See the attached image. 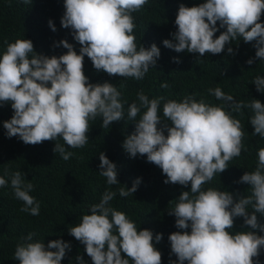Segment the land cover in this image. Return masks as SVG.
<instances>
[{"label":"clouds","instance_id":"obj_1","mask_svg":"<svg viewBox=\"0 0 264 264\" xmlns=\"http://www.w3.org/2000/svg\"><path fill=\"white\" fill-rule=\"evenodd\" d=\"M149 0H65V13L61 18L64 28H71L72 35L82 47L77 54L74 45L60 41L68 49L66 54L48 57L34 50L30 39H17L7 44L0 56V103L11 102L14 115L3 122L8 138L19 137L25 144L36 145L44 141L62 139L55 144L54 152L65 161L72 149L83 148L89 140L90 121L103 118L101 127L108 128L113 122L124 119V104L118 87L112 83L93 84L84 73L87 56L97 71L110 76L143 79L150 67H155L161 56L160 48L153 43L150 48L136 43L133 34L136 27L133 13L140 11ZM31 4L32 0H23ZM264 0H206L198 6L180 4L175 20L177 30L172 39L163 44L176 52L220 54L226 45L243 39L255 41V59L264 60ZM219 22V27L217 23ZM49 26L56 31L55 24ZM225 28L218 38L215 33ZM175 41V42H173ZM54 45V47L59 46ZM234 55L233 47L227 48ZM250 58L249 65L255 62ZM174 62H180L174 58ZM253 83L257 91L264 93V77L257 76ZM50 85V86H49ZM125 85L121 84L119 88ZM168 88V83L161 85ZM208 93L222 105H212L201 98L186 96L181 101L163 103V116L159 114L163 97L149 99L141 90L139 103L128 108V119L136 121L133 134L123 142L124 150L135 158L146 154L147 161L162 169L166 184H179L191 190L183 191L169 215L176 217L177 231L169 236L172 254L179 264H260L259 255L264 249V236L256 231L235 234L229 229L235 219L244 218L252 229L264 232L256 213L264 216V148L258 150V166L253 172H245L240 183L249 184L251 195L234 198L233 193L202 186L214 176L228 169V162L241 155L243 125L232 113L251 109L250 123L253 135L264 138V103L253 99L250 103L237 101L220 87L208 89ZM227 105V108H225ZM141 109H146L136 120ZM230 109V111H229ZM162 120L170 125H161ZM165 130L167 135H165ZM100 175L108 185L120 184L118 170L104 152H100ZM5 176H9L7 170ZM141 180L133 186L120 187L121 197L134 194ZM8 179L0 176V188L7 187ZM10 184L16 199L23 201L21 212L32 216L40 214V203L34 196V185L26 182L25 174H10ZM117 195L105 191L101 201L90 207L91 214L82 216L80 223L69 229V234L83 245L93 264H162V253L155 243L163 234H153L149 229L139 230L126 213L109 206ZM251 205L253 211H248ZM34 233L21 238L14 259L20 264H61L70 243L52 240H33ZM53 249L55 251H53ZM122 252L127 258L122 257ZM254 258H256L254 260ZM85 264L82 256L76 258ZM177 264V261H171Z\"/></svg>","mask_w":264,"mask_h":264},{"label":"trees","instance_id":"obj_2","mask_svg":"<svg viewBox=\"0 0 264 264\" xmlns=\"http://www.w3.org/2000/svg\"><path fill=\"white\" fill-rule=\"evenodd\" d=\"M204 2L206 0H149L143 9L133 13L136 25L133 34L138 48L140 45L150 48L155 43L161 51L156 66L150 67L143 79L110 76L106 72L97 71L93 62L85 56L83 70L89 82L112 83L121 92L122 101L127 103L124 104V119L113 122L108 128L101 127L102 117L89 122V140L83 148L72 149L65 145L66 150L73 153L67 161L54 152L56 142L64 144L62 139L31 145L25 144L18 136L8 138L3 122L12 118L14 110L11 102L0 103V176L9 181L7 187L0 188V264H20L14 259L15 249L21 238L27 237L29 233L35 234L33 240L44 241L46 246L52 240L70 243L71 249L66 251L61 264H80L76 259L78 256L83 257L85 264H93L92 258L86 253V246L70 235L69 229L78 225L83 215L91 214L90 207L101 201L105 191L117 193L109 206L126 213L135 222L138 231L149 229L154 236L163 234L158 244L153 240L157 250L162 253V264H171V261L179 264L177 256L172 254L169 236L177 231H188L190 234L191 228L178 229L176 217L169 215L168 211L174 208L183 191L191 190V182L187 187L166 184V175L159 166L147 161L146 154H137L132 158L124 150V140L134 133L136 127V121L128 119L129 106L133 102L139 103L137 93L141 90L150 100L164 98L159 110L161 117L164 102L181 101L186 96H194L197 101L204 98L207 103L219 106L223 101L208 93V89L216 87L237 101L247 104L258 99L264 103V93L257 91L253 83L257 76L264 77V60L255 59V41L245 43L243 39L236 40L226 45L224 52L207 53L204 57L186 50L178 53L164 46L163 41L172 39L171 33L177 30L175 20L180 4L192 7ZM64 4L65 0H32L31 4H25L23 0H0V56L6 51L5 41L13 43L17 39L32 40L34 50L48 57L66 54L68 49L59 42L67 40L79 54L82 46L75 41L72 29L61 25L65 13ZM49 20L54 22L56 31L49 26ZM258 22L264 23V14ZM223 31L226 29L221 28L214 38H218ZM57 44L59 46L54 47ZM229 46L233 47L234 55L227 53ZM174 58L180 62H174ZM250 58L255 59L251 65L247 63ZM163 83H168L169 87H161ZM121 84L125 86L119 88ZM144 111L146 109H141L136 120L140 119ZM242 113L232 115L243 125L246 134L242 144L247 150L242 149L240 156L228 162V169L221 174L217 173L212 181L202 186L204 190L213 188L229 191L236 200L251 195V186L239 181L245 172L256 170L258 150L264 148V138L253 135L255 129L249 121L253 115L251 109L244 108ZM165 123L170 125V121L162 120L159 127ZM100 152H104L116 164L120 184L108 185L106 177L100 175ZM6 170L9 176H5ZM16 171L24 173L26 182L30 181L34 185L30 195L40 203L38 216L20 211L23 201L14 197L10 184V174ZM138 178L141 183L137 191L121 197L118 189H130ZM248 211L250 214L253 211L251 205ZM256 215L258 224L264 225V216L259 213ZM229 231L232 234L256 231L264 236V232L259 229L245 225L243 217L236 218ZM122 257L127 258V255L122 252ZM259 262L264 264V249H261Z\"/></svg>","mask_w":264,"mask_h":264}]
</instances>
